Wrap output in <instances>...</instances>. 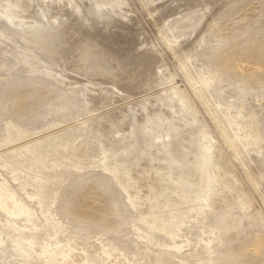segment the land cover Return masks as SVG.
<instances>
[{"label": "rangeland", "instance_id": "rangeland-1", "mask_svg": "<svg viewBox=\"0 0 264 264\" xmlns=\"http://www.w3.org/2000/svg\"><path fill=\"white\" fill-rule=\"evenodd\" d=\"M85 1L0 0V264H264V0ZM85 40L112 73L79 69ZM182 100L170 138L228 169L207 202L222 173L144 130Z\"/></svg>", "mask_w": 264, "mask_h": 264}, {"label": "bare ground", "instance_id": "bare-ground-1", "mask_svg": "<svg viewBox=\"0 0 264 264\" xmlns=\"http://www.w3.org/2000/svg\"><path fill=\"white\" fill-rule=\"evenodd\" d=\"M70 1H75V0H70ZM88 3H89V0H86L85 1V4L88 5ZM26 5L30 6V8H32V6L30 4L26 3ZM24 9L25 8H22L21 10L23 11ZM18 14H20V12ZM7 15H8L7 16L8 19H11L13 17L10 14H7ZM73 21H74V24L72 25V27H78L77 30H79V25L82 24V22H83V16H79V17L75 18ZM96 21H99L100 23H97ZM108 21L109 20L106 19V18H104L103 15H97L95 9H89V20H88L87 24H88L89 27H91V29H96L97 28V30H95V31H98L99 32L100 27H102L101 29L104 31L105 29H107V24H109ZM94 23L97 24L96 27H94ZM33 25H34L33 27H36L35 30H38L37 29L38 26L40 27V25L37 24V23L36 24H33ZM72 27L71 26L70 27L68 26L66 28L68 30V33H70V30L69 29L72 28ZM102 30H100V31H102ZM76 33L78 34L79 32H76ZM88 35H90V34H88ZM71 37H72L74 43L75 42H78V41H75L76 40V37H78V36L72 35ZM86 37H85V39H86ZM102 38H104V37H102ZM73 41H72V43H73ZM88 41H90V40H88ZM85 42H86V40L84 41V43ZM82 43H83V41H82ZM76 46H77V44H76ZM81 46L83 48H81L79 50V52L77 51L78 52L77 55L79 54V56H77L78 57L77 60H78V64H79V66H78L79 69L83 66V63H85L84 60H89V62H87V64L85 66H83L84 68L82 67V69L88 68L89 71H91L93 73L95 72L96 75H98L100 77H103V78H104V76H106L105 74H110V72L112 70H110L109 67H108V65H109L108 63L109 62H108V60L102 58V56L99 53V51H101V50H99L100 48L97 49L98 48V47H96L97 45L95 46L92 43L91 44H88L86 42L85 45L82 44ZM74 47H75V45H74ZM73 57H75V56H73ZM73 57H69V60H70V58H73ZM73 59H75V58H73ZM77 60H76V62H77ZM69 62H70V65H71V61H69ZM76 62H73V64L76 63ZM78 64H76V65H78ZM76 65H74V66H76ZM71 66H68V67L70 68ZM79 69H78V71H79ZM82 69H80V70H82ZM84 72L85 71H83V73ZM87 73H88V70H87ZM88 75L89 74H86V76H88ZM209 80L210 79H207V80H205V82L202 81V83L204 84L203 86H206L208 84ZM102 100H103V98L101 96H98L97 98L89 101L88 108L89 107L90 108H93L94 106L95 107L98 106L99 105V102H101ZM159 106L160 107L157 106L158 108L156 109V111L154 112V114L150 118V120L148 122L144 121V124L143 125H144L145 133H150L151 134L153 132L154 134H157V133L160 134V133H162V131L168 130L169 133L166 136L171 140L170 142H172V140H175V142H173L174 144H178V141H182L183 142V143H179V144H187V142H189V141H186L185 137H183V136L181 138H179V137H177V136L174 135L175 137L173 139L170 138V137H172V135H173L174 132H176L177 130H179L182 126H185L187 124V122H188L187 121V118H186V112L188 110V107L185 104V102L183 100L180 101L179 106L178 107H175L173 110L170 109V108L168 109L165 106L164 107L163 106L161 107V105H159ZM142 112L143 111H141L140 113H142ZM124 118L127 119L128 117H126V116L124 117V116H122V114L121 115H118V116H110V117L105 118L104 120H102L100 126L105 125V126H113L114 128H117V127L122 126L124 124V122H126V121H124ZM137 119H139V116L138 115L134 116V121L135 122H138ZM218 128L223 132L222 125H218ZM238 137L241 139L240 135H238ZM250 137H251V135H250ZM229 144L231 145V143H229ZM234 145L235 146L237 145L236 142H234ZM183 148L184 147H182V150H185V152H180L178 154L181 157L185 158L186 161L189 162L190 165H188V167H192L191 165H197V167H199V170H200V173H201L200 176H202L201 178L204 179V174H206V173H207V178H208L209 177V173H211V171H213V172L219 171V172L222 173V175H219L217 181H213V179H209L210 186H212V188H210V189L208 188L207 189V191L205 193V196L206 195H210L209 194V191L212 190V189H215L216 188V184L222 185V182L224 181V175L223 174L227 175L228 169L226 168V165L223 162L224 160L222 159V157L219 154H213L212 151L208 149V147L200 148V147L195 146V145L191 146L188 143L187 146H186V149H183ZM233 149H235V153L236 154H239L240 155V150H239L240 148L238 149V147H233ZM147 152L144 155L145 156H149L150 159L142 158V160H144V162H148L150 164L151 163L154 164L155 163L154 161L156 160V156L150 155ZM196 154H199V160H197L196 163H192L193 162V160H192L193 156L194 157H198V155L195 156ZM105 155H106L105 153L102 154L103 158L105 157ZM170 155H171V153H169V156ZM193 159H194V161L196 160L195 158H193ZM169 161L172 162L173 164H177V163L179 164L178 166H175V169L181 170L180 167H182L184 170H186L184 168V166H181L183 164L176 157H173V155H171V157L169 158ZM124 168H126V167L124 166L123 169ZM215 169H217V170H215ZM114 173L117 176H119V175L125 176V173L122 170H120V168L117 169V170L115 169L114 170ZM246 173L249 176L248 172H246ZM186 174H187V171H186ZM249 177L251 179L252 184L253 185H256L257 184V180L254 181L253 180L254 177H251V176H249ZM160 179H162V178H160ZM194 179H195V177H194ZM185 184H187V183H184V185ZM178 185H182V183L181 184H178ZM150 192H153V190H151ZM187 196H188V194H187ZM208 198L209 197L206 196V202H207ZM200 206H202V204H199L198 205L197 211H202L203 208L200 207Z\"/></svg>", "mask_w": 264, "mask_h": 264}]
</instances>
